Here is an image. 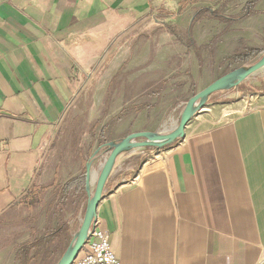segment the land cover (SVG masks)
Here are the masks:
<instances>
[{
  "label": "crops",
  "instance_id": "obj_1",
  "mask_svg": "<svg viewBox=\"0 0 264 264\" xmlns=\"http://www.w3.org/2000/svg\"><path fill=\"white\" fill-rule=\"evenodd\" d=\"M223 1L237 13L256 2L252 15L225 28L211 22L207 34L198 31L191 38L205 53L211 46L209 62L221 60L226 40L215 37L226 30L238 47L256 50L250 46L255 35L254 42L264 43V0L0 5V246L9 244L10 251L0 264H17L18 247L62 223L72 242L88 192L71 190L61 198L56 189L86 174L91 163V192L109 152L106 144L138 132L174 130V101L156 97L167 98L170 82H187L191 48L187 32L164 26L173 15L183 28L192 23L190 12L215 11ZM153 26L157 34L128 36ZM142 76H150L145 86ZM262 97L249 109L192 118L184 138L169 147L144 155L125 151L115 159L94 221L109 234L120 264H264ZM213 118L218 119L209 124ZM62 255L51 244L40 254L31 250L29 264L52 262L54 256L56 264Z\"/></svg>",
  "mask_w": 264,
  "mask_h": 264
},
{
  "label": "rangeland",
  "instance_id": "obj_2",
  "mask_svg": "<svg viewBox=\"0 0 264 264\" xmlns=\"http://www.w3.org/2000/svg\"><path fill=\"white\" fill-rule=\"evenodd\" d=\"M237 2V0H236ZM219 9H216L215 11L218 12V14H220L221 16H226V17H238L242 10H240L238 13L235 10L236 8H232L230 7L229 3H227V1H223L220 6L218 7ZM208 10L209 7H200L199 9L195 10V12H190L191 15H193L194 18V22H192L190 25L185 24V26L180 27L176 22V20L174 19V16H169V18L166 21V24L164 26V29H167L170 32H176V33H183V32H190V36L191 38H193V36H196L198 31L202 33H206L208 31H210L209 29L211 28V26H214V23H219L220 25H223L222 27H228L232 25V22L236 21H232V22H223L220 19L214 17L211 15V13H209L208 11H203V10ZM200 10L202 12H200ZM175 11V10H174ZM233 14V12H235ZM172 12V11H170ZM172 14V13H170ZM176 15V14H174ZM189 16V15H188ZM211 16V18H210ZM187 19V16H185ZM184 17V20H185ZM206 18L205 22H203V26L201 24V19ZM214 22V23H211ZM212 29V28H211ZM128 30L124 31L127 32ZM219 30H215V32L217 33ZM158 30L157 27L155 28L154 26L149 29L148 31H133L131 33H128L129 35H136V34H140L142 36H151L153 34H157ZM232 33V31L226 30V32L217 35L216 41H220L222 39L226 40V43L224 46H222V52L220 55L221 60L215 61H209L211 58L208 56V53H211V46H209L207 48L208 53H205V49H201L200 47L195 46V48H191V51L189 52L190 55V59L188 60V67H189V76H185L184 79H187V82H183V85H180V83H177L178 81H174V83L170 82V84H173V87L170 88L169 94L166 96L167 98H159L156 97L157 100L162 101L164 100L165 103H173L176 108V121L179 122L180 120V116H181V112L186 104V102L189 100V98L193 97L195 94H197L198 92H200L201 90L205 89L206 87H208L209 85L212 84V81L216 80L217 78L227 74V72L239 69V68H248L249 66L257 63V61L264 56V43H263V39L259 40L257 42H254V40L256 39V35L255 36H251L252 38V43L250 44L251 47L253 48H257V50L260 52V54H258L255 58H253L252 60L248 61V62H242V63H234L232 62L230 59L232 56L236 55V54H240L241 52L244 51V49H246L247 47H238L236 44V37L235 36H228V34ZM226 37V38H224ZM141 40V39H140ZM141 43V42H140ZM195 44V43H194ZM137 45V43H136ZM209 45L210 41H209ZM200 48V49H199ZM205 54V56L207 57H203L207 60V62H202L200 57H201V53ZM208 58V59H207ZM136 73V71H135ZM179 75V73H176L174 75H172L173 79H176L177 76ZM161 76H159L158 78H160ZM132 77H130L131 79ZM152 78H156L157 77H153ZM150 79V76H142V78L140 79L141 84L143 82H146V80ZM172 79V80H173ZM143 86H145V84H142ZM160 85V84H157ZM161 85H163L161 83ZM154 91V90H153ZM158 92H162V90H157ZM152 91H149V93H151ZM134 92L131 93H127V97H129V95H133ZM264 95V68L258 70L256 73H254L253 75L247 77L246 79H244L242 81V84L232 88V89H228L227 91H221V92H216L213 93L208 101L206 102V105L202 108V109H207L210 111H205V110H198V112L195 113L194 117H198V116H203V115H207L210 114L209 112H211L212 114H219V112L221 110H224L226 108L227 111L228 110H232V111H242L243 109H249L251 107H254L256 105H258V102H260L262 100V96ZM162 99V100H161ZM193 117V118H194ZM218 118H213L212 121H210L209 124H213L217 121ZM178 124V123H177ZM176 124V126H177ZM140 141V140H139ZM155 148H139V149H134L133 151H135V153H139V152H143L141 153L142 155H144L145 152H154ZM132 151V150H129ZM140 155V156H142ZM69 229V226H68ZM70 237H69V231L67 232L66 235V241L62 242L61 244L58 245L57 242L52 243L53 245H56V250L61 252V255L63 254V251L66 249V246L69 244L70 242ZM9 246V244L0 246V256L2 254H10V251H6V248ZM51 246V245H50ZM7 254V255H8ZM59 259V258H58ZM57 259V260H58ZM56 260V261H57ZM32 261V259L30 260ZM29 261V263H30ZM37 261V260H36ZM53 261H55V256L54 258H52V262L48 261V260H42V262L40 264H53ZM28 263V264H29ZM55 263V262H54Z\"/></svg>",
  "mask_w": 264,
  "mask_h": 264
},
{
  "label": "water",
  "instance_id": "obj_3",
  "mask_svg": "<svg viewBox=\"0 0 264 264\" xmlns=\"http://www.w3.org/2000/svg\"><path fill=\"white\" fill-rule=\"evenodd\" d=\"M264 68V56H262L257 63L249 66L248 68H239L212 81V84L201 90L193 97L189 98L186 102L180 116V120L174 130L167 134L162 133H150V132H138L136 134H130L126 136L119 143L106 144L109 149L107 157L104 159L99 172L96 174L94 188L89 192L91 185L90 167L91 163L87 165L85 177L86 186L85 191L88 192V199L86 202V209L81 220V226L74 236L72 242L68 245L65 253L57 261L56 264H72L82 250V247L88 240V233L92 229L95 222L96 212L98 204L103 196L104 186L109 179V175L115 164V159L125 151L139 149V148H152L163 149L169 147L173 142L184 138L185 127L189 121L194 117L198 110L202 109L209 97L216 92L227 91L228 89L235 88L242 84V81L247 77L253 75L258 70ZM140 140V141H139ZM98 152V151H97ZM95 153V155L97 154ZM94 155V156H95ZM94 158V157H93Z\"/></svg>",
  "mask_w": 264,
  "mask_h": 264
},
{
  "label": "trees",
  "instance_id": "obj_4",
  "mask_svg": "<svg viewBox=\"0 0 264 264\" xmlns=\"http://www.w3.org/2000/svg\"><path fill=\"white\" fill-rule=\"evenodd\" d=\"M256 1H250L247 2L242 9L241 14L238 17H224L218 14L217 11L210 9H206L203 11H208L211 13L212 16L220 19L223 22H232L234 20H240V18H245L254 13V4ZM187 4L193 3V0H187ZM181 8H183L181 6ZM200 12H202L200 10ZM192 22H194V18L192 19ZM187 39H188V46L189 48H195V44L193 39H191L190 32H187ZM260 52L256 49H249L246 48L244 49L243 52L240 54H236L231 57V61L234 63H242V62H248L255 58ZM86 180L87 177H85V172L81 173L79 178H74L69 180L63 187L57 188L56 192L61 196V198H65L67 194L70 193L71 190H74L77 194L85 191V186H86ZM69 231L67 223H62L59 224L58 227L51 231L50 233H46L44 236H42L39 240H36L35 242L28 243V244H23L20 247H18L16 254H17V264H28L29 261L31 260L30 258V251L31 250H38V253L43 250H47V248L54 242H57L58 245L61 244L62 242L66 241V235L67 232ZM69 245V244H68ZM67 245V246H68ZM38 255V254H37Z\"/></svg>",
  "mask_w": 264,
  "mask_h": 264
},
{
  "label": "built area",
  "instance_id": "obj_5",
  "mask_svg": "<svg viewBox=\"0 0 264 264\" xmlns=\"http://www.w3.org/2000/svg\"><path fill=\"white\" fill-rule=\"evenodd\" d=\"M10 1L0 0V5L9 4ZM95 226L96 223L94 222L88 233L89 238L84 245L86 247L84 253L78 255L72 264H120L114 251H112L109 234Z\"/></svg>",
  "mask_w": 264,
  "mask_h": 264
}]
</instances>
